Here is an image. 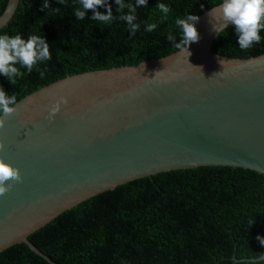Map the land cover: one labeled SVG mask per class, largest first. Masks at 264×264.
Masks as SVG:
<instances>
[{"label": "water", "instance_id": "95a60500", "mask_svg": "<svg viewBox=\"0 0 264 264\" xmlns=\"http://www.w3.org/2000/svg\"><path fill=\"white\" fill-rule=\"evenodd\" d=\"M19 3L8 0L0 30ZM212 9L196 22L199 40L187 46L189 54L179 50L67 76L17 102L0 129V158L22 177L0 197V253L25 244L56 264L29 237L63 213L139 179L200 167L264 175V54L238 59L213 53L231 24L221 27ZM61 97L68 103L50 119L49 109Z\"/></svg>", "mask_w": 264, "mask_h": 264}, {"label": "trees", "instance_id": "16d2710c", "mask_svg": "<svg viewBox=\"0 0 264 264\" xmlns=\"http://www.w3.org/2000/svg\"><path fill=\"white\" fill-rule=\"evenodd\" d=\"M20 0L18 9L0 35L44 38L51 59L40 61L11 84L0 75V89L17 102L67 76L133 66L178 52L168 35L179 42L177 18L200 17L223 0H147L136 10L140 25L133 36L120 19L115 0L96 11L110 23L85 20L74 11L79 0ZM136 4V0H124ZM8 0H0V16ZM170 8L167 18L157 8ZM58 9V12L54 10ZM157 27L147 32L146 26ZM260 43L239 47L234 26L225 29L212 46L221 56L249 59L264 54V29ZM45 73L44 78L40 72ZM264 175L231 167H200L139 179L98 195L57 217L29 237L30 243L56 264H264L243 261L264 254ZM238 260V261H235ZM0 264H49L27 245L0 253Z\"/></svg>", "mask_w": 264, "mask_h": 264}, {"label": "clouds", "instance_id": "9594fccd", "mask_svg": "<svg viewBox=\"0 0 264 264\" xmlns=\"http://www.w3.org/2000/svg\"><path fill=\"white\" fill-rule=\"evenodd\" d=\"M58 2L63 4V0H58ZM79 2L82 8H77L74 11V15L78 20H85L88 10L94 12V15L91 17L92 20L107 24L114 19L110 6L107 7V15L96 11L98 7L106 6V0H79ZM115 3L119 5L117 9L119 13H123L127 9V14L121 15L120 19L127 23L131 35L134 36L140 28V25L134 22L136 20L135 13L137 7H147V0H136L135 5L125 3L124 0H115ZM43 7L45 9L49 8L47 0H45ZM156 8L167 18L170 12L169 6L159 3ZM58 11V9L54 10V12ZM210 15L223 28H227L229 24L234 26L235 31L239 35L238 43L240 49L247 50L254 43H260V32L264 29V0H223V3L219 7L212 9ZM198 20L199 17L196 15H187L185 18L176 19V25L182 30L181 39L179 42H175V37L171 34L168 35V40L173 42L175 49L188 53L187 46L198 42L199 34L195 28ZM156 27L157 24L152 23L147 25L145 30L150 33ZM215 30L218 31L216 28ZM50 59L49 44L44 38L30 35L25 40L18 34L11 37L7 34L0 35V75L7 77L12 85L16 83V77L23 76L20 68H26L31 73L38 62L48 61ZM221 63L223 64L224 62L221 61ZM16 65H19L20 68ZM44 75L45 73L41 71L40 77L44 78ZM67 103L68 100L66 97H61L57 100L49 109V118H54L60 111V106L62 104L66 105ZM15 105H17L16 96H9L5 91L0 89V129L5 126L4 117L12 116L15 113ZM3 149L4 144L0 142V151H3ZM21 180L22 177L19 169L5 163L0 158V197L6 195L11 190L12 185L21 182ZM257 239L261 245H264V238L258 236ZM260 259L264 260V254L261 255Z\"/></svg>", "mask_w": 264, "mask_h": 264}]
</instances>
